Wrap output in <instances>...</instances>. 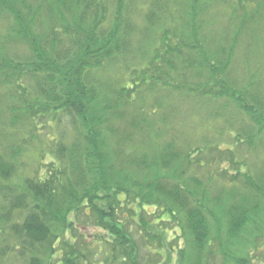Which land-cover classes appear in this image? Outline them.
<instances>
[{
  "label": "trees",
  "instance_id": "obj_1",
  "mask_svg": "<svg viewBox=\"0 0 264 264\" xmlns=\"http://www.w3.org/2000/svg\"><path fill=\"white\" fill-rule=\"evenodd\" d=\"M3 1L15 21L12 33L19 30L17 37L28 41L31 52L24 61L0 59V70L28 77V83L16 82L22 110L12 108L8 129L3 127L10 139L14 130L40 129L39 109L44 115L52 111L57 127H50L57 134L55 160L46 170L38 162L22 179L14 161L27 144L0 153V264H143L135 236L163 247L171 229L158 224V213L160 223L180 227L187 241L181 264H207L216 255L226 263H246L233 248L239 251L240 236L264 219V170L257 177L234 176V184L242 177L240 188L223 186L231 202L223 195L212 202L210 183L189 176L193 153L201 149L180 153L163 144L161 127L171 132L176 114L162 111L156 99L147 105L144 96L167 89L205 110L206 101L230 99L252 116L262 139L264 0H44L49 25L38 36L30 30H40L45 17L22 6L32 15L26 23ZM140 2L148 5L142 20ZM241 62L256 64L243 89L233 77ZM120 66L132 77L130 85L116 86ZM26 89L35 93L31 100ZM248 137L252 147L256 137ZM81 207L89 208L88 221L77 229L69 221ZM91 224L112 240L87 243ZM224 234L233 236L232 246L223 244Z\"/></svg>",
  "mask_w": 264,
  "mask_h": 264
},
{
  "label": "rangeland",
  "instance_id": "obj_2",
  "mask_svg": "<svg viewBox=\"0 0 264 264\" xmlns=\"http://www.w3.org/2000/svg\"><path fill=\"white\" fill-rule=\"evenodd\" d=\"M7 1L13 8H16V10L19 11L26 23H32L33 20L32 15H30L31 12L24 7H29L34 13H37V15L45 17V23L41 26L40 30L33 29V31H30L34 36L46 32V27L49 24L46 21V19H48V10L46 7L43 8L44 0ZM3 2V0H0V59L1 61H6V59L24 61L26 57L31 55L30 45L26 39L19 38V36L17 37L19 30L17 32L15 31V34L12 33L15 29V21L13 20L11 10L5 8L6 10L4 11L6 4L3 6ZM144 3L145 2H140V5L136 6V11L139 14L140 20L144 19L142 14L148 7V5L144 6ZM255 61L256 60H254V62ZM255 65L256 64L253 62H250V64L247 65H244V63L241 62L237 65V67H239L238 76H233L236 81V87L240 89L243 86H246V80L249 79L248 76L250 75V72L248 71H254ZM121 66L125 67L126 64L121 63ZM121 66L114 71V74L116 75L114 81L118 87L128 84L130 85V81L132 80L129 73H127L124 67ZM146 66L147 63L145 64V67ZM137 67L139 68V66ZM150 74L153 75V72ZM27 78V76H24L20 80L19 75L16 72L10 73L9 69L6 68H1L0 70V134L3 133L2 137H0V153H5L7 148L12 144L16 148L22 146V143H25L28 146L24 150L25 152L23 151L24 154H22V156L20 154L17 155L19 157H16V159L13 158V160L15 159L14 162L17 166V180L22 179L24 175L27 176L28 173L33 174L38 162L42 161L46 165V167L43 166L46 170V168H48V166L55 160V134L57 133L56 130L52 128H56L57 125L55 126V123L52 122V111L48 115H44L39 109H37V115L40 117L38 119L40 129L37 128V130L32 131L27 127L28 131L22 134L16 133L14 130V136L11 139L8 137V117L12 114L11 109L15 108L17 111H21V108L23 107V101L18 100L15 96L18 89L21 87H19V84L17 85L16 82L19 81L20 83L26 81L28 83ZM151 87L149 86V91ZM26 94V99L31 100L30 97H34L35 93L33 90L28 91L26 89ZM145 94L147 95L144 96V103L147 102V105L153 104V102H156L154 101L156 99L163 105L162 111H174L176 114V125L171 124L172 127H176L171 128V132L168 133L167 128L161 127L162 131L166 130L164 133V137H166L162 141L163 144L170 147L174 145L175 148H177V152L180 153L195 148L201 149L200 153H193V165L191 168L189 167V176L198 177L204 185L210 183L212 202H215L214 199L216 200L217 197H222V195L224 200L231 202L230 194L224 196L225 192H223V186L233 188L234 185H237L238 188H240L242 177L239 179V182L234 184L231 181L234 176L241 173L242 175L248 174L252 177H257V174L259 175V172L264 170L262 169V167H264V145H259V140L264 141V137L261 139V137L256 134L257 130L254 128L256 125L252 122V116L242 113L238 105L232 100L218 99L211 102V104L209 101H206L209 110H205V108L201 107V104L198 102L187 104L180 94H176V92H171L167 89H155L153 94ZM169 95L174 97H170ZM191 98L193 97L189 96L187 100H190ZM140 99L141 95L138 100ZM141 102L142 100H140V103ZM23 116L24 113L22 116L20 115L22 119L21 122L25 123L26 121ZM43 116L45 118H43ZM209 116L213 119H210ZM173 119L175 118L173 117L172 120ZM4 123L7 125L6 130L3 127ZM250 129H252V131H250ZM156 132L160 134L157 129ZM248 136H253V138L256 137V140L254 139L256 144L252 147H249L246 142ZM242 137L245 140L242 141V143H238V139ZM9 141H11V143ZM229 154L232 155L230 158L228 157ZM36 160L37 162H35ZM25 162L28 163V166L24 165ZM186 169L188 168L186 167ZM106 204L107 206H110V203H104L107 212L108 207ZM215 207L216 205L212 203L211 209L213 210ZM133 208L135 209V205H133ZM84 213H89L88 207H81L79 211L75 213L73 212L70 216L69 222L73 223L75 227L79 229V224H84L88 221V218L85 217ZM149 213L154 214V209H149ZM162 219L163 218L158 213L155 220H157L159 225H163V230H168V226L171 228L169 235L166 237L165 243H162L163 247L160 244L152 245L151 242L143 244V242H140V240H144L143 237L139 235L135 236L140 244V263L181 264V251L186 248L187 241L184 237L181 238L180 227L176 225L173 226V223H168L167 221L165 223H160ZM254 222L255 223L250 227V230L244 232L245 234L240 236V238H242V241L240 240L239 244L240 250L236 252L235 248L232 247L233 252H235L234 255L246 260V263L244 262V264H264V219L258 218V221ZM134 229L135 231L138 229L140 230V228H137L136 226H134ZM85 231H87V243L92 242L96 244L98 242H104L105 240H112L110 234L105 233L101 228H97L93 224L89 225ZM82 233L84 232L82 231ZM89 235L97 236L98 241H95ZM223 236V244L225 246L228 245L230 247L232 246V243L234 244L233 236L230 237L228 234H224ZM151 249H153V253L151 252ZM159 249L162 250V257L157 255ZM214 250L216 252L218 251V243L214 245ZM7 264L18 263L9 262ZM207 264H232V262L226 263L220 255H216L210 260V262L208 261Z\"/></svg>",
  "mask_w": 264,
  "mask_h": 264
}]
</instances>
